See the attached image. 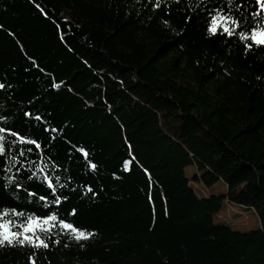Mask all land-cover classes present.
<instances>
[{
    "label": "trees",
    "instance_id": "trees-1",
    "mask_svg": "<svg viewBox=\"0 0 264 264\" xmlns=\"http://www.w3.org/2000/svg\"><path fill=\"white\" fill-rule=\"evenodd\" d=\"M167 2L170 9H153L156 0H0V81L13 86L0 91V104L21 130L56 137L62 182L70 176L77 188L65 189V207L98 233L84 249L65 248L61 237L36 264H264V48L245 55L239 40L206 38L203 16L186 25V0ZM23 111L48 123L25 125ZM189 167L194 183L222 182L226 193L199 199ZM85 183L95 197L83 195ZM9 202L17 203L6 193ZM224 202L252 210L260 227L214 224ZM31 251L0 250V264H27Z\"/></svg>",
    "mask_w": 264,
    "mask_h": 264
},
{
    "label": "snow or ice",
    "instance_id": "snow-or-ice-1",
    "mask_svg": "<svg viewBox=\"0 0 264 264\" xmlns=\"http://www.w3.org/2000/svg\"><path fill=\"white\" fill-rule=\"evenodd\" d=\"M148 2L151 3L152 0ZM174 2L180 4L182 0ZM162 3L166 8H171L167 0H156L152 5L153 9H159ZM36 7L39 8L40 5L36 4ZM185 10L192 13L186 15V25L193 18L203 16L206 38L225 37L226 45L239 40L245 55L254 48H264V0H196L194 6L191 0H186ZM41 11L43 12V9ZM168 14L170 15V12ZM163 23L168 25L169 21L164 20ZM6 79L5 77L4 81ZM4 81H0V91L11 90L13 86L6 85ZM53 86L60 87L58 84ZM22 116L25 118V125L33 121L37 122L36 126L48 123L38 112L34 115L32 111H23ZM43 131L56 132L58 129L44 127ZM55 141L56 137H49L45 142L34 133L21 130L15 119H10L0 104V250L32 249L27 257V264H36L39 250H50L59 246L61 237H67V242L63 245L65 248L75 241L84 249L87 242L98 235L96 230L83 229L71 219L77 215L75 206L70 210L65 207L70 201V195L65 193V189L71 193L76 192L77 188H69L72 182L70 176L64 177L62 182L60 173L67 169L63 167L62 161L51 154ZM62 142L68 143L66 139ZM75 151L85 158L90 156L84 147L76 146ZM71 157L72 151H69L65 159ZM133 162L131 158L125 160L123 171L130 173V164ZM86 167L93 172L98 171L97 164L91 159H86ZM144 171L147 172V169ZM112 175L114 179L120 178L115 172ZM33 181L43 185L46 191L43 194L35 191L31 187ZM149 186H152L150 174ZM6 193L17 203L9 202L6 206ZM20 193L25 194L23 202L19 201ZM89 193L93 197L97 195L93 187L85 183L83 195ZM149 199L151 200V195ZM33 204L36 205L33 209L22 206ZM62 212L65 214L62 215Z\"/></svg>",
    "mask_w": 264,
    "mask_h": 264
},
{
    "label": "rangeland",
    "instance_id": "rangeland-1",
    "mask_svg": "<svg viewBox=\"0 0 264 264\" xmlns=\"http://www.w3.org/2000/svg\"><path fill=\"white\" fill-rule=\"evenodd\" d=\"M185 174L189 179V185L194 190L196 196L199 199L208 198L211 195H223L226 193V186L222 182H218L211 188H205L201 184H196L192 181L194 175H199L196 168L186 169ZM160 209L166 208V203L162 202ZM153 206V205H152ZM151 206V207H152ZM168 213L161 217L155 225H157L163 218L167 217ZM213 222L216 225H223L230 228L233 231L248 232L260 227L256 214L250 210L240 206L229 205L227 202L223 203L221 211L213 217ZM151 227L149 231L153 229Z\"/></svg>",
    "mask_w": 264,
    "mask_h": 264
},
{
    "label": "crops",
    "instance_id": "crops-1",
    "mask_svg": "<svg viewBox=\"0 0 264 264\" xmlns=\"http://www.w3.org/2000/svg\"><path fill=\"white\" fill-rule=\"evenodd\" d=\"M187 169H191V167L187 168Z\"/></svg>",
    "mask_w": 264,
    "mask_h": 264
}]
</instances>
